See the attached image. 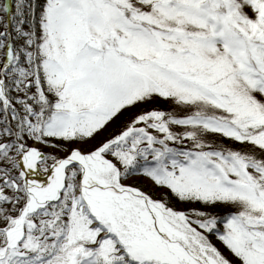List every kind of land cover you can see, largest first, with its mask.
I'll return each instance as SVG.
<instances>
[{
	"label": "snow or ice",
	"instance_id": "6c2138e0",
	"mask_svg": "<svg viewBox=\"0 0 264 264\" xmlns=\"http://www.w3.org/2000/svg\"><path fill=\"white\" fill-rule=\"evenodd\" d=\"M0 264H264V0H0Z\"/></svg>",
	"mask_w": 264,
	"mask_h": 264
}]
</instances>
